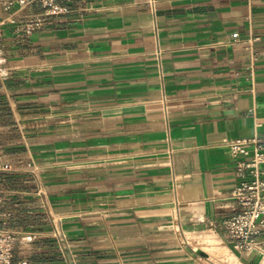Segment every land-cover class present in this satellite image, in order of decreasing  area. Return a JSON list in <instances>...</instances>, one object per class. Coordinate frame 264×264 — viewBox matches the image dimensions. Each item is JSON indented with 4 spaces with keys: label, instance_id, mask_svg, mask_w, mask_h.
<instances>
[{
    "label": "crops",
    "instance_id": "obj_1",
    "mask_svg": "<svg viewBox=\"0 0 264 264\" xmlns=\"http://www.w3.org/2000/svg\"><path fill=\"white\" fill-rule=\"evenodd\" d=\"M153 2L60 0L28 35L42 7L0 0L12 264H264V232L243 253L222 229L241 182L225 143L264 139V0Z\"/></svg>",
    "mask_w": 264,
    "mask_h": 264
},
{
    "label": "built area",
    "instance_id": "obj_2",
    "mask_svg": "<svg viewBox=\"0 0 264 264\" xmlns=\"http://www.w3.org/2000/svg\"><path fill=\"white\" fill-rule=\"evenodd\" d=\"M44 10L43 18L28 23L24 32L31 34L39 28L46 19L58 17L66 13V8L60 0H35ZM152 6L154 2L152 0ZM3 23H0V36ZM234 38L238 34L233 35ZM230 156L236 162V176L241 180L233 192L238 203L237 214L228 217L222 223V229L228 240L239 252L250 253L258 249V239L264 232V139H234L225 143ZM1 158V151H0ZM10 171V166L0 161V172ZM2 197L0 194V205ZM53 236L62 245L66 241L59 222L53 224ZM17 235L3 227L0 220V264H12L13 251L17 242Z\"/></svg>",
    "mask_w": 264,
    "mask_h": 264
},
{
    "label": "rangeland",
    "instance_id": "obj_3",
    "mask_svg": "<svg viewBox=\"0 0 264 264\" xmlns=\"http://www.w3.org/2000/svg\"><path fill=\"white\" fill-rule=\"evenodd\" d=\"M211 241H212V239H211V237H208V235H206L203 239H202V241H201V245H200V242H192V247L194 248V249H196V250H205V251H207V252H209V253H212V249H213V247H211Z\"/></svg>",
    "mask_w": 264,
    "mask_h": 264
}]
</instances>
